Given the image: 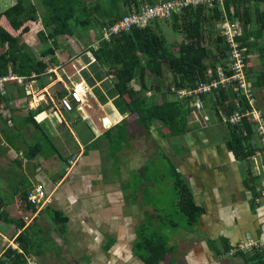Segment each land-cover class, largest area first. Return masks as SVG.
<instances>
[{"label": "trees", "instance_id": "trees-1", "mask_svg": "<svg viewBox=\"0 0 264 264\" xmlns=\"http://www.w3.org/2000/svg\"><path fill=\"white\" fill-rule=\"evenodd\" d=\"M157 1L163 0H106L107 6L103 5V0H97L87 7L83 0H39L42 11L38 13L37 6L31 3L24 6L21 0H13L0 12V76L10 67L17 76L28 77L33 73L38 78L47 65L55 61L52 48L55 46L56 38L73 36L74 28H96L97 35L85 49L93 58L94 80L111 78L110 86L106 87L109 88V91L106 89L108 96L110 94L118 96L128 115L134 117L138 128L146 132L150 126L157 123L167 131V137H177L184 132L190 111L187 107L189 99L170 100L169 90L172 87L174 89L193 87L198 82H205L215 77L217 67L225 66L227 49L221 38L216 35L211 47L204 41L207 23L214 26L220 18L225 17L238 22L241 28L238 38L245 47L246 54L256 52L258 64L255 68L249 66L248 59L245 61L246 75L254 92L264 88V44L259 42L264 34V0H230L212 9L203 7L182 9L168 19L162 20L168 21L171 28L177 32L178 41L173 45L165 44L159 27L161 19L152 20L144 27H134L127 32L112 35L108 41L98 39L100 28L104 25L113 23L132 7H137L141 3L152 5ZM258 5H261V8H258ZM249 37L252 41H248ZM31 39L38 41L41 46L38 51L39 58L31 55L26 48L25 44ZM44 58L46 60L42 61ZM165 72L169 74V80ZM207 72L211 75L207 76ZM158 77L161 80L156 82ZM147 78H151L149 82ZM133 82L137 89L131 86ZM149 83L153 85L152 88ZM158 83H161L162 88ZM9 88L14 86L9 85ZM146 91H152L153 95L145 97ZM14 92L19 98L20 90ZM155 94L158 96L154 99ZM63 95L62 91L57 93V97ZM8 97L0 95V109L8 107ZM208 98L211 99L210 112L215 116L219 111L227 113L236 110L234 102L235 100L238 102V99L230 91L220 90ZM40 111L41 108L38 107L27 111L22 121V124L30 125L36 131L37 139L27 152H20L14 145L19 136L18 132L11 136L6 131H1L3 142L26 161L36 155L46 158L48 154H55L60 158L58 149L50 143L51 141L32 119ZM262 114L264 116L263 112ZM120 122L104 129L99 136L106 139L112 156L121 148L128 136L125 125ZM226 127L229 133L227 147L237 160L249 162V157L259 150L251 143L253 137L251 125L242 121L239 126ZM15 163L19 165V161ZM16 177L18 183L13 189L19 199L24 201L25 207L33 212L34 208L25 201L30 181L22 174ZM171 178L175 193L174 206L184 217L186 228H190L195 224L201 210L194 205L189 189L181 177L172 172ZM6 180L9 181L7 178ZM258 180V177L251 176L250 171H247L242 181L244 188L254 196H259ZM5 207L6 201L0 193V223L11 225L14 230L12 239L14 248L8 245L1 251L0 264H28V261L33 260V256L40 254L41 240L36 238L35 233H29V226L24 227V223L7 218ZM45 210L47 217L52 218L53 211L49 208ZM58 216L62 215L58 213ZM141 229L137 230L136 238L131 245L132 256L141 264H159L168 250L167 239L157 231L152 230L145 234L146 231L140 232ZM112 243L113 240L109 239L103 250L106 251ZM227 250L228 248L225 252ZM237 253L245 264H264V255L256 249H253L246 260L243 251L237 250Z\"/></svg>", "mask_w": 264, "mask_h": 264}, {"label": "crops", "instance_id": "crops-1", "mask_svg": "<svg viewBox=\"0 0 264 264\" xmlns=\"http://www.w3.org/2000/svg\"><path fill=\"white\" fill-rule=\"evenodd\" d=\"M11 3L9 1L8 5L5 4L6 6L0 12ZM263 39L264 34L262 39L259 40L260 43L264 44ZM30 42L32 45L33 42L38 41L31 39L29 44ZM56 43L55 40V46L52 48L55 61L49 63L43 74L35 79L36 88L47 92L45 99L47 100L48 108L46 109L45 105L41 104L38 107L41 108V111L34 115L32 119L49 141H53L52 138L59 134L61 127L65 131L63 137L69 145L68 147L74 149L77 154L73 162L76 163L82 155H86L85 167L90 166L91 162L87 161L92 160V151L95 150L93 149L95 147L91 148L90 146L102 141L105 143V158L101 157V166L98 168V173L100 172V174H97L96 177V173H91V175H87L88 177L81 174L79 176V169L78 167L75 168L73 175L79 176L82 181L75 189L77 191L76 200L69 201L70 196L65 195V202L70 206H73L77 199L85 195L95 199L94 195L98 194L100 200L104 202V211L100 212L104 222L101 217H97L98 219L93 222L97 223L98 226L103 223V225L110 224L114 226L118 236L104 237L100 232L102 229L93 233V235H91L92 233L89 230L87 232L88 236L91 235L94 239L104 241L101 245L102 250L109 239L113 240L112 245L106 251H103L107 253L112 250L115 253L114 257H119L118 260H120L121 264H124L123 259L126 256L124 251L126 244L129 252L127 255L133 257L131 245L136 238L137 230L139 228L144 230L146 227L158 229L162 222L161 218L164 208L162 204L155 201V195L153 194L154 176L153 179L145 177L142 178V181L135 182L130 176L136 174L141 176L142 173L140 171L145 168V161L154 160L158 155H161L166 158L169 165L168 178L172 180V172L181 177L189 189L194 205L201 210V213L195 224L190 228H180L176 224L170 223L172 230L168 232L170 233L169 237L162 234L167 239L168 250L159 264H245L241 256H238L236 249L246 243L247 240L252 243V247L243 251V254L246 255L245 260L252 254L253 249L264 255V197L254 196L244 188L242 183L247 171H250L251 176L255 177L253 175L252 161L249 159V162L237 160L227 147L229 139L228 129L225 125L219 123L215 115L210 112L209 103H211V99L208 97L203 99L204 109L200 111L194 108L191 109L187 105L190 111L188 112L182 135L169 138L167 137V131L157 123H154L145 132L136 126L133 120L134 117L128 115L126 107L117 95L109 93L110 96H108L107 90L109 88L106 87L110 86V80L107 83H105L106 77L100 81L94 80L93 58L90 53L86 50L84 56H71L67 53L66 60L64 59L63 62L55 52ZM254 57L257 58L256 52L253 51L248 58L249 66L252 69L257 66L251 64ZM45 60L44 58L42 61ZM37 81H39L40 87H38ZM79 82H83L86 85V89L81 87L78 84ZM71 86L84 91L86 105L81 109H75L73 114L58 113L55 110V100L60 98L57 97V93L62 91L65 95L66 88ZM131 86L137 89L135 82L131 83ZM14 88L17 89L16 87ZM7 89V94L5 95H8L10 91L9 86ZM255 94L257 106L264 113V88L257 89ZM144 95L149 97L150 93L145 92ZM49 98L53 101L52 104L48 101ZM18 99V104L20 105L11 106L9 102L7 108L1 109L6 113L8 112V114L15 113L16 110L25 111L23 119L19 120L22 123L27 111L30 110L24 108L22 92ZM102 114L111 121V125H108L107 128L121 121L120 123L125 125V131L128 135L126 141L122 143L121 148L113 156L110 153L106 139L99 137L104 130L102 128L101 131L98 122V117ZM85 120L93 127L95 136H92L85 145H82L78 139L82 137L81 130L76 131L74 128L81 125L82 121ZM83 128V130H87L86 127ZM137 131H141L142 134L150 139V145L155 148V151H152L151 154L146 153V155L136 151L120 158L119 156H122L121 151L127 148V145L129 146L126 142L130 138L137 136ZM251 143L258 147L254 136L251 139ZM143 146L144 143H142ZM258 160L264 164V157ZM66 169L65 176L69 173L71 167ZM86 169L93 171L95 168L91 164ZM89 177L91 179H88ZM60 181L50 191L51 194L48 193L50 202L46 206L38 212L29 210L31 215L29 223L31 221L34 223L37 213H42L45 208L52 207V201L54 200L52 194ZM97 181L98 188L95 186ZM128 181L130 182V191L127 192V194L129 193V200L125 201L123 186ZM146 188L152 191L150 198H145L143 195ZM29 223L24 225V227L38 225V223H30L33 225ZM144 231L147 230L145 229ZM11 239H13V236ZM119 240H122L125 245L121 244ZM226 248H228L226 252L229 250L235 251L231 256H228L225 252ZM111 255L113 254L111 253ZM134 259L137 264H141L136 258ZM253 263L255 262L253 261Z\"/></svg>", "mask_w": 264, "mask_h": 264}, {"label": "rangeland", "instance_id": "rangeland-1", "mask_svg": "<svg viewBox=\"0 0 264 264\" xmlns=\"http://www.w3.org/2000/svg\"><path fill=\"white\" fill-rule=\"evenodd\" d=\"M9 1L12 2L13 0H0V10L3 9V7L6 6L5 4H7ZM96 1L97 0H83L87 7ZM21 2L24 6L28 3L37 6L38 13L42 11L39 0H21ZM105 4L106 6L108 5L106 0H103V5ZM118 7H121L120 4H118ZM257 7L261 8V5H258ZM82 16H84V14H82ZM159 27L165 44L173 45L178 41L177 32L171 28L168 21L163 22L160 20ZM96 35V28H74L73 36H63L56 38L57 47L55 52L59 59L63 62L64 59L66 60L67 53L71 56H84L85 49L93 42ZM216 35L217 32L215 31L214 26L210 23H207L204 33L205 43L210 47L213 46L212 41L215 39ZM262 41H264V39ZM28 44L25 45L27 46L26 48H28L29 53L36 58H39L37 51H39L41 46L38 44V42H33L32 45L31 42L29 45ZM250 56L251 53L249 54V57ZM251 64L257 65L256 57L253 58ZM164 74L169 80V74L167 72ZM106 79L107 80H105V83H107L108 80H111L110 77H106ZM150 79L151 78H147L148 82ZM159 80H161L159 77L156 78V82ZM78 84L86 89V85L83 82H79ZM158 85L162 88L161 83H158ZM149 86L150 88L153 87L151 83H149ZM15 90L17 91L15 88H10L8 93V99L11 106L20 105L18 104L19 99L16 97V92H14ZM146 92H149L150 95H152L150 91ZM157 96L158 94H155L154 99L157 98ZM168 99L171 100L172 97L169 96ZM202 109H204V107ZM105 112L107 113V111ZM24 115L25 111L23 110H16L15 113L8 114V112L6 113L4 110L0 109V193L6 201V207L4 209L6 217L9 219H14L15 221H20L21 223H24V225H27L31 218L30 211L25 207L24 201L19 199L18 194L15 193L13 189V186H16L18 183V178L16 177L18 174H22L23 176L27 177L30 183L34 182L36 179L42 180L45 183L47 194L53 190V187L57 182L62 180L53 191L52 195L54 200L52 201V207H47L53 211L52 218L47 217L48 215L45 212V208L42 213H37L36 217L34 218L36 219L34 220V223H38V225L29 226V233H35L36 238L41 240V244L39 246L40 254L38 256H33V260H31V262H33V264H121L120 260H118L119 257H114L115 253L112 252V250L106 253L101 249V245L104 241H100L96 238L94 239L93 236H91L93 233L99 232L100 229H102L100 232L104 237L118 236L114 226L110 224L103 225L104 218L100 212L104 211V202L100 200L98 194L94 195L95 199L86 195L80 197L73 206H70L65 202V195L70 196L69 201L76 200L75 198L77 197V191H75V189L81 181L79 176H87L91 175V173H96V177L97 174H100V172L98 173V168L101 166V157L105 158L104 153L106 152L104 141L96 143L94 146H90L91 148L95 147L93 148L95 150L92 151V160H88L87 162H91L90 166L92 164V166L95 168L93 171L86 169L90 166H84V164H86L84 162L87 159L85 157L86 155H82L76 161V163L73 162L74 164L68 163L69 160H74L77 154L74 149L68 147L69 145L63 137L65 131H63L61 127L59 134L52 138L53 141L50 142L58 149L60 158L54 154H48L46 158L36 155L31 160L26 161L19 153H15L12 149L9 150L8 146L3 142L1 136V131H6V133L11 136H13L15 132H18L19 136L14 141V145L20 150V152H27L28 148L37 138L36 131L32 126H24V124L19 121L20 119H23ZM98 122L99 126L101 127V131L102 128L107 129V126L111 125V121L104 114L98 117ZM82 126L86 127L87 130H83L84 128ZM74 130H81L82 137H79L78 139L82 145H85L92 136H95L94 129L87 120L82 121L81 125L75 127ZM140 133L141 131H137V136L130 138L128 142H126L130 147L127 145V148L121 151L122 156H119L120 158L129 154H133L136 151H140L143 155H146V153L151 154L152 151H155V148L150 145V139L144 134ZM141 142L144 143L143 147ZM15 161H19V165H17ZM70 167L71 169L69 170V173L65 176V172L67 170L66 168L69 169ZM77 167L79 169L78 177L77 175H73V170ZM168 169L169 165L166 158L158 155L154 160L145 161V168L140 171L142 173L141 176L137 174L130 176L134 182L142 181V178L145 177L148 179H153L154 176L155 181H153V194L155 195V201L156 203L162 204L164 208L162 211V222L158 226V229L146 227L145 229L147 231L145 234L154 230L160 234H164L166 237H169L170 233L168 232L172 230L170 223L176 224L180 228L186 227L184 217L179 211L176 210L174 206L175 193L172 186V180H170L167 176L169 175ZM6 178L9 179V181L6 180ZM88 179L91 178L89 177ZM259 182L260 181L258 180V183ZM129 185L130 182L128 181V183H125V186H123L124 192L126 193H124L125 201L129 200V193L127 194V192L130 191ZM95 186L98 188V181ZM29 188L26 191H28ZM151 193L152 191H150L149 188H146L143 195L145 198H150ZM58 213H60L62 216H58ZM97 217L102 218L103 226H98L97 223L93 222L94 220L98 219ZM30 223L33 222L31 221ZM89 230L92 234L88 236L87 232ZM144 230L141 229L140 232H144ZM13 232L14 230L11 225L0 223V238L2 237L0 239V253L8 245L14 246L11 241V238L14 235ZM119 242L125 245L122 240H119ZM126 245L124 247L126 256L123 259V263L137 264V261L134 259V257L127 255L129 252L127 251ZM111 253L113 255H111Z\"/></svg>", "mask_w": 264, "mask_h": 264}, {"label": "built area", "instance_id": "built-area-1", "mask_svg": "<svg viewBox=\"0 0 264 264\" xmlns=\"http://www.w3.org/2000/svg\"><path fill=\"white\" fill-rule=\"evenodd\" d=\"M224 1L230 0H163L157 1L152 5L141 3L137 7H132L128 12L123 14L119 19L111 24L104 25L100 28L99 40L108 41L110 36L120 32H127L134 27H144L155 19L165 20L171 15L185 8L203 7L212 9L214 6L220 7ZM217 35L221 38L227 49L225 66L217 67L215 77L205 81L198 82L193 87H184L179 89L170 88L169 92L174 100H188V106L196 110L203 108L201 97H208L220 90L234 93L238 99L235 100V111L224 113L219 111L216 119L225 126H239L242 121L251 125L253 136L255 137L258 149L249 160L252 161V169L255 176L259 179V196L264 197V166L261 157H264V116L256 105L254 88L246 75V54L245 47L239 41L241 28L236 20H228L225 17L220 18L214 24ZM248 41H252L249 37ZM49 72V71H47ZM211 74L207 72V76ZM37 76L31 73L28 77L15 75L10 67L0 76V95L4 96L9 85H13L21 90L23 94L24 108L32 110L41 104L48 108L47 92L43 89L36 88ZM148 95V93H146ZM213 97V96H212ZM51 104L52 100H48ZM84 91H80L75 86L66 88V94L55 100V110L73 114L75 109H81L86 105ZM259 157V158H258ZM256 158L257 161H256ZM73 159L68 163H73ZM25 201L34 208L35 212L40 211L49 202V194L46 192L45 184L42 180L36 179L32 182L29 190L26 192ZM12 246V245H10ZM14 248V246H12ZM252 247V243L247 240L243 245L238 246L236 250L246 251ZM235 250H229L226 255L231 256ZM28 264H33L28 261Z\"/></svg>", "mask_w": 264, "mask_h": 264}, {"label": "water", "instance_id": "water-1", "mask_svg": "<svg viewBox=\"0 0 264 264\" xmlns=\"http://www.w3.org/2000/svg\"><path fill=\"white\" fill-rule=\"evenodd\" d=\"M37 84H38V87H40V83H39V81H37Z\"/></svg>", "mask_w": 264, "mask_h": 264}]
</instances>
